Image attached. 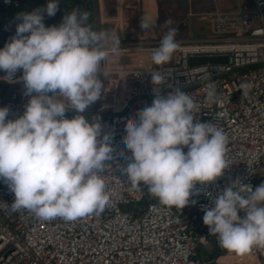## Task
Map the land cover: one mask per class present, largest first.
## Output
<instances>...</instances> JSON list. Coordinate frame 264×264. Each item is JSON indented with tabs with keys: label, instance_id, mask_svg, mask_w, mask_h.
I'll use <instances>...</instances> for the list:
<instances>
[{
	"label": "clouds",
	"instance_id": "9594fccd",
	"mask_svg": "<svg viewBox=\"0 0 264 264\" xmlns=\"http://www.w3.org/2000/svg\"><path fill=\"white\" fill-rule=\"evenodd\" d=\"M58 10L59 0H48L44 8L18 13L15 34L0 48V72L6 73L0 79L13 81L22 71L18 79L30 97L15 119L8 107H0V182L14 194V209L71 222L99 216L110 205L102 174L114 149L111 134L101 137L99 121L65 114L69 109L83 113L101 97L104 81L98 73L105 76L107 58L121 46L119 36L93 28L86 11L73 9L59 25L46 26L45 14ZM140 26L148 32L151 19L143 16ZM178 48L177 28H169L152 62L167 64ZM151 78L155 97L126 127L123 148L131 155L121 156L126 167L120 173L132 187L147 186L162 205L183 209L196 203L191 197L198 194L197 183L224 174L229 140L216 124L195 118L197 102L182 88L165 95L159 90L163 75L151 72ZM240 87L247 96L250 85ZM218 101L209 83L205 102ZM210 198L213 206H204L203 223L221 248L240 255L264 248V182L253 187L236 180Z\"/></svg>",
	"mask_w": 264,
	"mask_h": 264
},
{
	"label": "built area",
	"instance_id": "2783aa9c",
	"mask_svg": "<svg viewBox=\"0 0 264 264\" xmlns=\"http://www.w3.org/2000/svg\"><path fill=\"white\" fill-rule=\"evenodd\" d=\"M1 2L6 8L21 6L19 0ZM50 18L45 14L44 20ZM209 19L210 38H177L178 50L170 62L160 66L151 56L161 39H120L119 52L104 64L103 95L114 100L122 96L123 101L108 106L113 116L100 121L101 137L111 134L114 149V158L102 174L110 205L99 216L71 222L61 218L42 220L30 211L14 209V194L0 182V264L215 263L198 256L200 247L217 240L203 223V208L213 206L210 195L218 196L236 180L257 186L264 165V0H251L237 10H215ZM112 34L118 36V30ZM202 58L227 61L191 66L192 59ZM151 72L163 75L162 94L182 88L197 102L195 118L216 124L229 140L224 174L215 182L197 183L198 194L191 197L196 203L190 201L183 209L162 205L148 194L147 186L132 187L120 173L126 167L121 156L131 155L123 148L126 127L155 97ZM5 75L0 72V77ZM15 75L13 81L0 79V104L6 84L23 82L18 79L22 71ZM209 83L219 97L216 103L205 102ZM241 84L250 85L247 96ZM29 99L24 88L15 89L3 106L10 109L9 118L22 115ZM104 109H97V113ZM65 115L71 118L78 114ZM235 258V264H264V248L236 254Z\"/></svg>",
	"mask_w": 264,
	"mask_h": 264
},
{
	"label": "crops",
	"instance_id": "0c3cea01",
	"mask_svg": "<svg viewBox=\"0 0 264 264\" xmlns=\"http://www.w3.org/2000/svg\"><path fill=\"white\" fill-rule=\"evenodd\" d=\"M42 1V0H41ZM153 8L147 6L146 0H100L101 6V14H102V23L103 29L109 31L110 33L114 32V29L118 30V36L120 39L127 40H137L140 37H147L150 39H160L162 37L157 33V26L159 24V20L161 18V13L163 8L162 0H151ZM168 1V0H166ZM207 0H203V5L199 4L196 7V11L198 14H205L207 11V18H203L204 21L209 23L210 33H211V24L209 15L212 14L213 10L211 8L214 6L217 11H229V10H237L242 8V6L249 4L251 0H245L243 5L238 8H222V5L215 4L214 0H211L206 5L205 2ZM242 2V0H240ZM71 2V0H68ZM44 7L45 2H43ZM169 3V2H168ZM229 6V5H228ZM207 8L208 10H204ZM224 9V10H223ZM143 16H147L152 21V27L148 32H142L141 29V19ZM119 26V28H118ZM264 172V165L260 170V173ZM259 173V175H260ZM258 176L257 185L259 181L264 182V178H260ZM240 214V213H239ZM209 252H219V254H225L220 257L217 261L218 264H235L236 258L235 253L230 251H225L218 244V241L215 240L210 246L204 247Z\"/></svg>",
	"mask_w": 264,
	"mask_h": 264
},
{
	"label": "rangeland",
	"instance_id": "374dc122",
	"mask_svg": "<svg viewBox=\"0 0 264 264\" xmlns=\"http://www.w3.org/2000/svg\"><path fill=\"white\" fill-rule=\"evenodd\" d=\"M210 0H207L205 4L207 5ZM245 0H214V5H222V8H238L243 5ZM169 2V3H168ZM203 5V0H162L163 8L161 13V18L159 20V24L157 26V33L161 35L160 39L167 33L169 28H176L179 24L185 23V36L184 39L191 40H204L211 37L209 23L204 21V17L207 18V13L198 14L196 11V7L199 4ZM212 3V0H211ZM229 5V6H228ZM218 6L216 7V9ZM215 7L213 6L211 10L215 11ZM204 10H208L204 8ZM224 10V9H223ZM171 20L172 24H166L165 21ZM106 96V97H105ZM103 95L101 102L98 104L97 108L90 112L89 117L91 119H95L96 117L106 116L108 114H112L113 110L108 107L115 104H120L122 100V96L114 100L109 95ZM105 108L101 113H97V109ZM260 178H264V172L260 173ZM259 184L262 181L258 182ZM258 184V185H259ZM235 253V252H234ZM236 255V253H235ZM198 256L201 259H210L212 256V252H208L206 248L200 247L198 249Z\"/></svg>",
	"mask_w": 264,
	"mask_h": 264
},
{
	"label": "trees",
	"instance_id": "16d2710c",
	"mask_svg": "<svg viewBox=\"0 0 264 264\" xmlns=\"http://www.w3.org/2000/svg\"><path fill=\"white\" fill-rule=\"evenodd\" d=\"M21 3L20 7L6 8L0 0V48L4 47L16 31V24L19 22L16 17L18 13L30 12L38 8H44L41 0H19ZM73 5L69 3L66 5L59 6V10L54 16H51L49 20H44L46 26L59 25L62 22L63 16L66 12H70L73 9L80 11H86L89 15V24L93 26V15L91 4L86 8L88 0H71ZM147 6L153 8L152 1L146 0ZM23 4V6H22ZM38 5V8H36ZM97 118V117H96Z\"/></svg>",
	"mask_w": 264,
	"mask_h": 264
},
{
	"label": "water",
	"instance_id": "95a60500",
	"mask_svg": "<svg viewBox=\"0 0 264 264\" xmlns=\"http://www.w3.org/2000/svg\"><path fill=\"white\" fill-rule=\"evenodd\" d=\"M42 1L45 2V6H46L48 0H42ZM68 3L71 6L73 5L72 1L68 2V0H59V6L66 5ZM89 4H91V8H92L93 28H102L103 29L100 0H88L87 4H86V8L88 7ZM22 6H23V4H22ZM36 8H38V5H36ZM176 28H177V38H183L185 36V32H186L185 31V23L179 24ZM226 61L227 60L224 58H202V59H192L190 61V64H191V66H197V65L207 64V63H225ZM98 77L104 81L102 71L100 73H98ZM6 87H7V90H6V93L4 94V96L2 98V102L0 104V107H3L5 105V103L7 102V100L10 97V94L15 89L24 88V85H23V82H20V83L14 84V85L6 84ZM103 92H104V89L102 90L101 97L97 101H95L91 105H89L88 108L83 113H77L76 110L69 109L66 111V114L67 115H74V114L84 115L89 120V122H96V121L100 122L101 120H103L105 118L112 117L113 114L101 116V117H98L96 119H91L89 117L90 112H92V110H94L98 106V104L101 102ZM33 95H35V93H33ZM223 250L228 251L226 249H223ZM224 255L225 254H219V252H213L210 259L215 261L214 264H218L217 263L218 259Z\"/></svg>",
	"mask_w": 264,
	"mask_h": 264
}]
</instances>
